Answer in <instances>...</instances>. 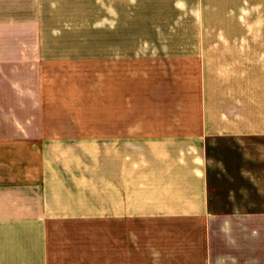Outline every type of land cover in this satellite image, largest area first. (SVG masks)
<instances>
[{
  "label": "crops",
  "instance_id": "crops-1",
  "mask_svg": "<svg viewBox=\"0 0 264 264\" xmlns=\"http://www.w3.org/2000/svg\"><path fill=\"white\" fill-rule=\"evenodd\" d=\"M0 264H264V0H0Z\"/></svg>",
  "mask_w": 264,
  "mask_h": 264
},
{
  "label": "rangeland",
  "instance_id": "rangeland-1",
  "mask_svg": "<svg viewBox=\"0 0 264 264\" xmlns=\"http://www.w3.org/2000/svg\"><path fill=\"white\" fill-rule=\"evenodd\" d=\"M98 75V73H96Z\"/></svg>",
  "mask_w": 264,
  "mask_h": 264
}]
</instances>
